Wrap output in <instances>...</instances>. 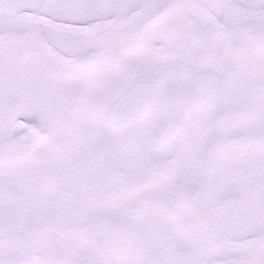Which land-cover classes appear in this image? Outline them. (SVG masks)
Returning a JSON list of instances; mask_svg holds the SVG:
<instances>
[{
    "label": "snow or ice",
    "instance_id": "6c2138e0",
    "mask_svg": "<svg viewBox=\"0 0 264 264\" xmlns=\"http://www.w3.org/2000/svg\"><path fill=\"white\" fill-rule=\"evenodd\" d=\"M0 264H264V0H0Z\"/></svg>",
    "mask_w": 264,
    "mask_h": 264
}]
</instances>
